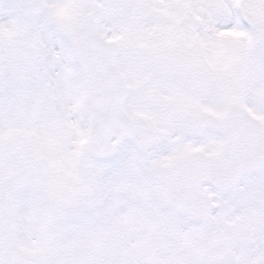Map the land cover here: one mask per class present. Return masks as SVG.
I'll list each match as a JSON object with an SVG mask.
<instances>
[{"label":"snow or ice","instance_id":"obj_1","mask_svg":"<svg viewBox=\"0 0 264 264\" xmlns=\"http://www.w3.org/2000/svg\"><path fill=\"white\" fill-rule=\"evenodd\" d=\"M0 264H264V0H0Z\"/></svg>","mask_w":264,"mask_h":264}]
</instances>
